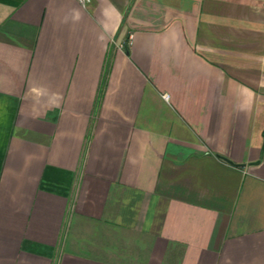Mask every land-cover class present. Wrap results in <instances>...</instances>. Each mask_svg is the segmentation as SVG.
<instances>
[{"label": "crops", "instance_id": "crops-1", "mask_svg": "<svg viewBox=\"0 0 264 264\" xmlns=\"http://www.w3.org/2000/svg\"><path fill=\"white\" fill-rule=\"evenodd\" d=\"M0 264H264V0H0Z\"/></svg>", "mask_w": 264, "mask_h": 264}, {"label": "built area", "instance_id": "built-area-1", "mask_svg": "<svg viewBox=\"0 0 264 264\" xmlns=\"http://www.w3.org/2000/svg\"><path fill=\"white\" fill-rule=\"evenodd\" d=\"M81 3H83L84 5L89 2L90 0H79Z\"/></svg>", "mask_w": 264, "mask_h": 264}]
</instances>
